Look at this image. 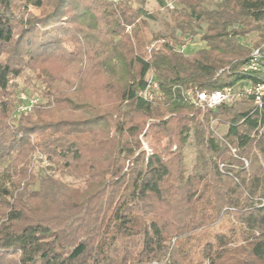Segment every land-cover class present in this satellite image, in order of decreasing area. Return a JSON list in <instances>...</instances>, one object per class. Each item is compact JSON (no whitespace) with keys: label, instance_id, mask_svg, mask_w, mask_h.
Instances as JSON below:
<instances>
[{"label":"trees","instance_id":"1","mask_svg":"<svg viewBox=\"0 0 264 264\" xmlns=\"http://www.w3.org/2000/svg\"><path fill=\"white\" fill-rule=\"evenodd\" d=\"M146 1L0 0V264H264V103L207 108L183 95L258 80L248 63L264 53V0H175L180 36L204 45L191 55L175 33L146 49ZM27 67L45 102L14 120L9 82ZM149 72L159 94L145 101ZM24 148L49 165L15 170Z\"/></svg>","mask_w":264,"mask_h":264},{"label":"rangeland","instance_id":"2","mask_svg":"<svg viewBox=\"0 0 264 264\" xmlns=\"http://www.w3.org/2000/svg\"><path fill=\"white\" fill-rule=\"evenodd\" d=\"M80 1V0H79ZM219 0H204L203 5L206 8H213L215 3ZM82 5H94L93 0H81ZM180 5L176 3L175 0H164V3L159 5L155 0H147L144 5L145 10V18L147 19L146 25L143 28L144 35L149 42L146 45V49L148 50L150 47L154 45H159L161 42L160 36L161 35H170L171 33H175L177 36H180V30L176 28V14H181ZM28 11L32 12L33 14H38L39 10L33 7H28ZM96 14L97 11H95ZM149 17H148V16ZM181 19V18H179ZM123 35L126 43H128V56L132 54L134 51V41L132 39V26L125 25L123 30ZM258 36L255 32L245 35L242 37L241 41L243 43L252 45ZM176 49L181 50L185 55H191L192 53L201 49L204 45L197 40V35L192 38H187V36H180V38L173 44ZM47 65V71L58 72L62 66L58 61H47L45 66ZM37 70H31L28 67L25 68L16 78H13L9 82V88L14 91V94H11V97L16 100V97H21L24 95V104H29L31 99H35L39 101L38 91L41 87H44V84L41 82L40 77H37ZM151 73L149 72L148 75ZM244 83L241 82L238 84L239 87H244ZM248 85V84H247ZM3 94L0 92V101L3 99ZM42 99V98H41ZM241 99L234 98L231 102ZM45 102V100H41ZM230 104V103H229ZM19 116V115H18ZM17 116V117H18ZM16 117H13V119ZM15 120V119H14ZM210 125L215 129L218 134H223L226 131V125L224 124H217L215 121H211ZM139 138L142 143V147L147 151H151L152 148L155 150L157 149V144L150 138H146L139 135ZM193 137L190 135L187 143L183 147V162L187 168H190L191 165L195 161L196 155V147L193 143ZM165 143V140H162V144ZM174 148V147H173ZM29 161L33 171L41 173L43 169H45L49 162L45 159V156L40 154L38 151H32L29 148L22 149L15 157L14 160L11 162V166L17 170L18 166L22 163ZM63 181L71 182L73 184H78L75 179H72L71 176H61ZM37 183L34 187H37Z\"/></svg>","mask_w":264,"mask_h":264},{"label":"built area","instance_id":"3","mask_svg":"<svg viewBox=\"0 0 264 264\" xmlns=\"http://www.w3.org/2000/svg\"><path fill=\"white\" fill-rule=\"evenodd\" d=\"M248 67L258 70V80L253 84L249 83L245 87L233 86L214 89L210 92L200 90L195 94L188 89L183 91V95L191 99V101L200 106L207 108H214L219 104H229L235 98H239L244 95H251L256 105L260 106L264 103V53L260 48H254L250 54ZM159 94V85L153 74H150L143 87H141L137 95L145 101H152L156 95ZM24 95L19 97V101L16 104L13 112V117H17L23 112L29 111L30 108L38 103V100L31 99L29 104H24ZM247 165V161L244 162Z\"/></svg>","mask_w":264,"mask_h":264}]
</instances>
